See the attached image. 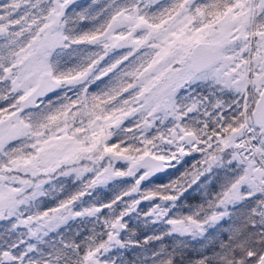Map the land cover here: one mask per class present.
Returning a JSON list of instances; mask_svg holds the SVG:
<instances>
[{
    "label": "snow or ice",
    "instance_id": "snow-or-ice-1",
    "mask_svg": "<svg viewBox=\"0 0 264 264\" xmlns=\"http://www.w3.org/2000/svg\"><path fill=\"white\" fill-rule=\"evenodd\" d=\"M0 101V264H264V0H0Z\"/></svg>",
    "mask_w": 264,
    "mask_h": 264
},
{
    "label": "trees",
    "instance_id": "trees-1",
    "mask_svg": "<svg viewBox=\"0 0 264 264\" xmlns=\"http://www.w3.org/2000/svg\"><path fill=\"white\" fill-rule=\"evenodd\" d=\"M4 106V102H2V101H0V107H3ZM126 126H127V122H126ZM196 159H199V156L197 155L196 157H195ZM191 160H189L188 161V163L189 164H191ZM166 177H163V176H161V175H158V178H155V179H152L148 184H145V187H150L151 185H153V184H157V183H161V182H166ZM75 190V188H70L69 189V191H74ZM65 195H66V193L65 194H60L58 197H57V200H59V199H64L65 198ZM94 196L96 195V193H94L93 194ZM112 195V192L111 191H109L108 189H101L100 191H99V196H100V198L101 199H103V200H105V201H107V199L110 197ZM189 202L190 203H196V202H199V197L197 196V197H195L194 199H190L189 200ZM55 206V204H50L49 202H45L43 205H42V209L43 208H48V207H54ZM132 223H134V221H131L130 222V224H132ZM74 227H75V225H74ZM89 227H91V225H89ZM85 234H87V233H85Z\"/></svg>",
    "mask_w": 264,
    "mask_h": 264
},
{
    "label": "rangeland",
    "instance_id": "rangeland-1",
    "mask_svg": "<svg viewBox=\"0 0 264 264\" xmlns=\"http://www.w3.org/2000/svg\"><path fill=\"white\" fill-rule=\"evenodd\" d=\"M60 194H58V196H59ZM62 195V194H61ZM45 202H49L50 204H55V206H56V203H58V200L56 199V200H53L51 197H46V198H44V203ZM43 203V204H44ZM42 204V205H43ZM54 206V207H55ZM141 207L145 210V211H147V209H148V202H143L142 203V205H141Z\"/></svg>",
    "mask_w": 264,
    "mask_h": 264
},
{
    "label": "water",
    "instance_id": "water-1",
    "mask_svg": "<svg viewBox=\"0 0 264 264\" xmlns=\"http://www.w3.org/2000/svg\"><path fill=\"white\" fill-rule=\"evenodd\" d=\"M159 175V174H158Z\"/></svg>",
    "mask_w": 264,
    "mask_h": 264
}]
</instances>
